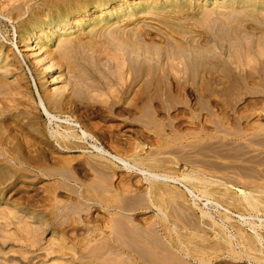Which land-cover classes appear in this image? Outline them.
I'll return each instance as SVG.
<instances>
[{"label": "rangeland", "instance_id": "rangeland-1", "mask_svg": "<svg viewBox=\"0 0 264 264\" xmlns=\"http://www.w3.org/2000/svg\"><path fill=\"white\" fill-rule=\"evenodd\" d=\"M226 1L213 0L204 8L201 0H153L168 11H161L162 15L171 14L174 4L185 7L190 20L152 16L141 21L137 31L157 44L168 36L203 43L204 35L212 32L200 27L202 17L198 15L202 12L217 19L236 17L246 31L253 28L246 12L264 15V7H260L263 0L243 2L245 5L238 0ZM33 3L36 5L35 0H19L13 5L14 12L25 14L17 9L25 7L34 14ZM15 18L13 26L18 27L19 16ZM171 22L186 27L180 29L169 25ZM13 26L0 20V31L9 45L0 58V264H252L254 256L260 258L258 264H264V81L253 66L255 56H249L253 64L223 69L212 66L194 80L175 60L169 67L172 96L151 102L145 93L137 101L134 92L120 98L117 85L126 78L106 73L104 65L96 68L85 61L80 63L85 68H81L74 61L69 66L59 61L56 65L65 75L60 97L80 107L78 111L55 110L48 106L49 93L41 79L31 66L30 75L11 46L16 36ZM131 28L133 25L126 30ZM256 33L264 40V30ZM200 51L226 60L230 56L208 45ZM149 63L156 68L160 64L152 57ZM126 77L133 81L130 75ZM146 80L145 73L142 81ZM71 86L80 92L72 94ZM141 86L136 83L133 91ZM38 98L53 115L81 124L88 134L84 148L59 150L55 134L66 132V126L49 122ZM146 110L149 117L144 115ZM14 142V146L29 150L33 162L24 164L15 158L10 149ZM122 142L128 143L127 148ZM118 144L122 149L117 150ZM94 145L131 166L133 153L147 157L150 163L136 168L158 173L167 182H160L158 190L152 191V178L109 157L101 159L93 151ZM58 151L68 162L52 166L54 177L49 167ZM3 154L7 158H2ZM44 154L49 161H42ZM151 160L158 163L150 166ZM64 173L71 180L59 177ZM200 179L209 184V191L191 184ZM106 186L110 191L105 193L96 189ZM48 189H53L50 196ZM103 195L115 197L121 209L106 212L100 207ZM245 198L247 204L242 201ZM76 202L79 209L76 206L73 211L70 207ZM121 217H137L128 223L130 228H137L143 219L156 223L160 238L172 234L184 243L188 254L183 253L180 259L176 255L141 259L131 257L132 252H121L110 241L111 226ZM251 244L259 249L257 254L246 250Z\"/></svg>", "mask_w": 264, "mask_h": 264}, {"label": "bare ground", "instance_id": "bare-ground-1", "mask_svg": "<svg viewBox=\"0 0 264 264\" xmlns=\"http://www.w3.org/2000/svg\"><path fill=\"white\" fill-rule=\"evenodd\" d=\"M9 1L10 2L7 3L0 1V20L13 26V22L16 21L15 17L19 16V26H13L16 36L15 42H13L11 46L17 50L18 56L25 67L30 71L31 66L32 71L34 70V73L41 79L43 88H46V93H49L46 99L48 106L55 110L73 109L78 111L80 107L79 105L72 106V102L65 101L60 97L65 90L63 84L65 75L64 71L56 65L59 61L66 66H69V64L74 61V65L78 66L79 64L81 68H85V65L80 63L88 61V63L96 68H100V65L106 66L108 69L105 72L108 74H120V77H125L126 79L127 74L130 75L133 81L126 79L125 81L120 80L116 92L120 98L121 96L127 97L134 92L133 95L135 94L136 97L135 101L141 99L144 93L147 94L146 97L148 96L150 102L158 98H168L172 96L171 84H173V82H171V76L169 75L171 72L169 67H173V61L175 60H178L179 64L183 67L182 69L187 72V76L194 80L200 77L202 70H208L212 66L223 69L233 64L239 67L249 63L253 64V62L249 60V56L253 55L255 56L254 59H256V63L253 65L255 71L264 81V47H259V43L262 45L264 40L262 37H257L256 33L264 30V15L259 16L253 11L246 12L247 17L251 18L250 20L253 26L250 30L246 31V28L241 29V27L245 25H243V21H240V19L236 20V17L232 19L224 16L222 19H217V17H213V14L210 12H202L198 15L202 17V26L200 27L208 28L212 32V34L208 33V37L204 35L205 39L203 43L201 40H188L186 42L174 36H172V38L168 36L166 40L157 44L152 42V40H146L144 34H142L141 31H137L140 22L152 16H156L159 19H170V21L174 19L190 20L188 14L184 10L185 7L182 9L181 7L183 6L176 7L174 4L175 8L172 9L171 14L162 15L160 13L161 11H166V14L168 11L160 7L161 5L153 3V0H43L45 1L44 3H38L39 0H35L36 5L33 3L31 8V12H34V14H30L29 11L25 10V7H22L17 9L23 10L25 14L19 15L18 12H14L16 9L13 7L14 4L17 5L19 0ZM201 1L204 2L203 7L206 8V4H210L213 0ZM218 1L219 0H215V3H218ZM230 1L231 0H227L225 3ZM238 1L242 2L240 4H243V2H251V0ZM263 1L261 2V8L264 7ZM233 5L234 2L228 6L232 7ZM25 15H27V17ZM119 15L120 18L118 17ZM192 17L196 16L192 15ZM115 20L116 22H114ZM130 25H133V28L129 31L126 30L127 26ZM169 25H174L180 29L186 27L185 25L180 26L175 22H171ZM39 33H41V35L38 36ZM68 34H70L69 38L60 41L64 35ZM193 41H195L196 44H193ZM56 44L58 46H55ZM207 45L221 51L224 50V52L230 56L226 60L221 56L214 54L208 55L200 51V48L204 49ZM5 48L9 49V45L7 41L4 40L3 33L0 31V58L2 57V59L4 58L3 55L5 56V51L3 50ZM156 52L162 54L157 55ZM200 52L203 54H199ZM164 54L170 55L164 57ZM148 55L160 63L157 68L150 65L149 62L151 57ZM4 64L5 67L8 68V64L6 62H4ZM164 66L168 67V69ZM173 69L175 68H172V70ZM72 71L73 70H71V72ZM176 72H179V70ZM180 72H182V70ZM145 73L147 74V80L142 81V77ZM31 74L30 71V75ZM0 83L2 84V77H0ZM136 83L138 86L139 84H142V86L140 89L133 91V87ZM180 83L181 81H179L178 85ZM69 89L72 94H78L80 92V88L78 87L71 86ZM92 91L91 89V92ZM38 99L39 107L49 122L64 124L66 126V132L55 134L59 150L65 152L84 148V142L88 134L81 124L74 121L69 122L68 120H62L56 115H53L44 106L41 99ZM118 103L119 102L112 103L110 108L113 109L112 106ZM110 108L109 110H111ZM148 113L150 112L146 110L144 115L149 117ZM122 144L127 148L128 143L122 142ZM14 145L15 142L10 144V146H12L10 149L13 154H15V158H17L18 161H22L24 164L33 162L29 150L20 149L19 145H16V148ZM92 148L101 159L106 160V158L109 157L128 170L137 171L143 177L152 178V181H154L152 183V191L158 190L159 186H161L160 182H167V180L158 175V173H151L136 168V165L149 164L150 162L147 163L149 161L147 157H142L137 153H133L129 157L133 164L131 166L127 160L105 152L102 148L95 145L92 146ZM119 149H122V147L118 144L117 150ZM62 152L58 151L56 153V164H51V167H49L51 171L53 170V165L58 166L61 163L66 164V162H68L66 157H63ZM1 157L7 158L6 154L1 155ZM42 161H49L47 154L43 155ZM151 161L153 163H151L150 166L158 163L156 160ZM52 175H54L53 171ZM59 177L65 180H71L70 175L66 173L61 174ZM191 184L199 186V188H205L208 191L211 188H209V184L205 183L204 179L196 180V182H191ZM96 189L99 193L110 191L108 186ZM185 189L187 193L194 197L193 191L186 187ZM51 190L53 189H48L46 191L49 196L51 195ZM246 200L245 198L242 201L247 204L245 202ZM77 204L78 202L72 205L70 209L75 211L76 206L77 209H79ZM93 204L94 201H92V205ZM100 207H103L106 212H113L116 209H121L122 206L120 207L115 197L103 195ZM236 207L238 210L239 205ZM58 211L60 214L61 210ZM223 211L224 213H229L227 209ZM52 212L54 213V211ZM61 213H63V211ZM131 220L136 221L137 217H133V219L121 217L113 222L111 226L112 232L110 233L112 236L110 241L113 242L121 252H126L127 255L128 252H132L131 257L139 256L141 259L146 257L153 259L159 257L169 258L172 255H176L178 256L177 259H180L183 253H187L185 247H183L184 243L175 240L172 234L165 233L164 239L160 238L156 223L143 219L140 225H137V228H130L128 223H130ZM224 240L229 242L227 238ZM247 249L250 250L249 252L251 255L259 252V249L253 244L249 245L246 250ZM250 261L252 264H258L260 258L254 256Z\"/></svg>", "mask_w": 264, "mask_h": 264}]
</instances>
